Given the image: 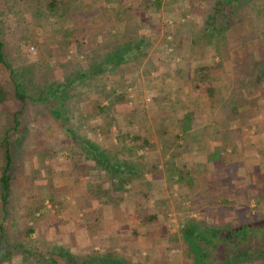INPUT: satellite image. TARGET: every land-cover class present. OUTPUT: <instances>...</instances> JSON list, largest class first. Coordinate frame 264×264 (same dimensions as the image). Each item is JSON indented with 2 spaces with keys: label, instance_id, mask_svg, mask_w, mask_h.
Segmentation results:
<instances>
[{
  "label": "rangeland",
  "instance_id": "374dc122",
  "mask_svg": "<svg viewBox=\"0 0 264 264\" xmlns=\"http://www.w3.org/2000/svg\"><path fill=\"white\" fill-rule=\"evenodd\" d=\"M167 1L171 3L169 6ZM188 1L161 0L160 7H157V4L155 6L158 10L154 9V5H143L142 10L131 12L132 25L134 26L138 19L143 25L139 31V49L143 53L142 57L136 63H133V60L120 68L108 71L103 77L89 80L88 76H82L80 73L87 71L93 61L90 55L97 46L91 42L101 41L102 36L92 32L88 38L90 46L78 49L74 45L70 46L68 51L61 52L56 45L61 31L55 30L51 23L45 24V29L38 26V19L32 13L35 8L25 16L26 23L21 24L15 16H5L8 10L4 0H0V28L7 43L8 60L17 69V74L23 71V68L33 69L35 78L25 82L31 96L21 114V128L13 134L17 155L12 183V200L15 206L12 208L9 205L7 219H3L13 241L26 237L24 211L41 206L39 232L32 236L36 238L39 234V251L45 252L48 247L44 246L52 241L60 240L62 243L63 227L56 225L63 224L71 209L75 213L76 207L70 209L69 204L76 200L74 192L80 195L78 187L81 183L76 182L74 176L88 175V171H91L88 176L97 173L83 168L84 164L77 158H87L85 150L72 140L67 129L107 149L112 159L118 160L117 163L125 165L124 163L130 160L133 170L138 173L133 180L146 177L141 176L134 168L137 163H145L147 167L159 163L158 167L163 170L165 179L159 177L151 183H132V180L125 186V190L121 191L122 194L128 195L131 192L138 199L143 197L142 199L147 200L150 211L158 215L157 234L161 242V252L155 261L157 264H193L182 234V225L190 222L191 218L215 224L228 223L231 227L246 223L261 225L264 221V197L258 200L259 191L264 189V87L254 86V76L258 72L256 69L264 65V41L262 44L259 42V33L264 26L257 23L260 29L255 32L249 18L250 6L240 8L235 16L238 22L225 32L229 35H225L222 41L224 57L222 66L217 71L219 80L215 83L221 85L222 92L218 96L219 102L214 100L216 104L213 105L207 91L206 81L209 76L200 69L199 57L191 53L193 32L202 31L201 28L204 29L206 24L208 25L212 15L209 16V10L205 14H194L196 7ZM207 1L202 0L204 6ZM121 3L127 7L131 5V0H121ZM110 5L106 0L98 1L94 5L98 8L96 12L100 13L95 18L102 15L100 10L103 7H106L107 13L111 15V19L104 25L108 35L117 32L113 25L118 20ZM196 16L198 18L194 31L189 18ZM56 19L57 15L52 14L49 22ZM103 19L99 18L97 25L90 26L97 29L94 27H99V24L101 26ZM55 26L58 27L57 24ZM91 31L89 30V33ZM216 35L217 33L214 36L218 37ZM101 46L103 49L96 51L101 55L111 49L104 43ZM208 47L205 59L220 60L218 56L213 58L215 46ZM74 77L77 79L73 86L53 95L56 87L65 86V81L68 82ZM13 82L9 70L0 67V84L11 90V98L5 104L8 108L18 109L20 102L14 95ZM123 93L125 100L118 96ZM44 96V99H39ZM253 96L258 100H252ZM234 99L239 102L240 111L237 119L232 120L228 117H232L230 111ZM99 104L106 107L104 112ZM0 107L5 109V105ZM6 113L8 114L7 111ZM6 113H0V139L3 122L7 120ZM192 122L199 129L205 128L206 132L202 135L205 143L201 146L195 145L190 152L179 157L178 161L189 163L193 173L200 174L196 180V193L189 186L179 187L171 183L168 180L166 164L161 165L162 159H165L163 139L173 142L171 155H166L168 159L184 144L181 139H175V136H182L185 127L193 130ZM163 129L167 131L164 134L161 133ZM227 129L229 132L224 137L220 140L215 138L216 131L222 130L225 133ZM147 141L150 144H147ZM216 145L227 148L222 154L226 155L228 165L234 163L239 167V171L232 174L236 177L231 181H228L230 175L226 177L225 173L219 172L221 170L209 181L214 166L212 162L207 164V153L212 152ZM196 155H201V158L198 159ZM200 159L205 160L208 165L205 169L201 167V173L193 162ZM86 162L84 161L87 166ZM99 169L106 175L100 176L102 185L108 186L107 189L114 187L116 183L110 181L111 174ZM216 177L226 178L213 186ZM75 186H78V189L74 188ZM52 192L57 201L61 200V209L58 208L60 202L54 204L50 198L42 204V197ZM146 193H149V199L146 198ZM19 211L23 213L22 216L18 214ZM140 221L144 224L143 220ZM66 245L71 251L81 253L78 248L72 247L73 243ZM119 255L126 257L128 254L122 252ZM132 255L135 264H149L147 254L142 256L137 252ZM34 257L30 259H35ZM2 264H26V261L22 260L21 251L16 250L10 257H6Z\"/></svg>",
  "mask_w": 264,
  "mask_h": 264
},
{
  "label": "trees",
  "instance_id": "16d2710c",
  "mask_svg": "<svg viewBox=\"0 0 264 264\" xmlns=\"http://www.w3.org/2000/svg\"><path fill=\"white\" fill-rule=\"evenodd\" d=\"M98 1L101 0H31V2H29V0H4L5 7L8 10L5 16H7V14L13 15L18 23H26L24 20L25 16L35 8L36 10H33L34 12L32 13H34L33 15L38 19V26L45 29V24L51 23L52 26L55 27V30L58 32L61 31L56 41V45L61 52L68 51L69 47L74 45H76L78 49L87 47L88 45L90 46L88 38L93 33L94 35L102 36L101 41H97L96 43H94V41L91 42L92 45L95 44L97 46V49H93V53L91 52L90 55V59L93 58V61L90 62L87 71L80 73L82 76H88L90 80L91 78L103 77L108 71L120 68L133 60V63H136L142 57L143 53L139 49L141 42L139 31L143 25L140 23L139 19L134 26L132 25L131 12L142 10L143 5L151 7L154 5V9L158 10L157 7H160L161 4V0H131V5L124 7L121 5V0H106L111 4L109 7L113 8L114 13L118 16L117 22L113 25L116 27L117 32L108 35L106 31L107 27H104V25L111 19V15L107 13V8L103 7L100 10L103 12L102 15L95 18L100 14L96 12L98 8L94 7ZM188 2L196 7V13L194 14H205L208 10L211 11L209 16L212 15V19L209 20L210 22H208V25L206 24V27L204 26V29H202L203 27L201 28L202 31H197L194 28L197 24L196 20L198 16L189 18V21L194 28L193 30H196L195 33L193 32L191 40V53H195L199 57L200 69L207 77L209 76L206 81L207 91L209 99L214 105L216 104V100V102H219L220 98L218 96H220V92H222L221 85L215 83L219 80L217 71L222 66L224 57L222 41L225 35H229V33L225 34V32L232 29V26L238 22L235 16H237L240 8L245 5L250 6L251 16H249V18L254 25L253 30L255 32L259 31L260 27L257 26V23H261L264 26V0H208L206 6H204L202 0H189ZM156 4L157 7H155ZM166 4L169 6L171 3L167 1ZM52 14L57 15L58 19L54 22H49L50 15ZM99 18H104L103 24L101 26L99 24V27H94L97 29H93L90 25H97ZM56 24L58 27L55 26ZM92 29L93 31H91ZM89 30L91 31L90 33ZM215 33H217L216 36L218 37L214 36ZM259 34V36H261V39L258 36L259 42L262 44L264 41V29ZM3 37V30L0 28V67L9 70L14 81V95L20 102V105L18 109L14 107L8 108L5 102L11 98V90L6 89L0 84V105H5V109L0 107V113L4 114L6 111L8 112V114L6 113L7 120L3 122L1 129L2 138L0 139V264L16 250L21 251L22 260L26 261V264H41L42 262L45 264H135L131 256L129 257V255H127L125 257L114 252H102L96 249H92L87 254L73 252L67 247L68 245L66 244H68L67 242L69 241L64 237L62 243H60V240L52 241L51 244L47 243L44 247L47 246L48 249L45 252H40V246L38 244L40 240L39 234L36 238L32 236L39 232L38 225L41 219L39 216L41 206L36 208L31 207L24 211L26 237L18 241H13L11 239L3 219H7L10 208L9 205H11L12 208L15 206L12 200V183L14 178L13 171L16 169L17 155L14 150L16 140H14L15 137L13 138V134L21 128V114L23 113L25 103L31 96L25 82L33 81L34 72L33 69L25 70V68H23V71L18 74L16 73L17 69L13 67V64L8 60V54L6 52L7 43ZM112 38L114 39L111 40ZM102 43H104L106 47L109 46L111 48L109 52L104 55L96 52L97 50L103 49L101 46ZM210 45L215 46V49H213L214 52L212 53L213 58L218 56L220 60L214 61L213 59L212 61H208L205 59L206 53L209 51L208 46ZM94 53H97V55H94ZM80 69L83 70L82 68ZM256 70L258 72L254 76V86L257 87L261 85L262 88L264 87V65ZM75 79L77 78L74 77L68 82L65 81V86L56 87L53 95L59 91L65 90L67 87L73 86L75 84ZM118 96L121 100L126 99L124 93ZM253 97L252 100H258L255 96ZM44 98L45 96L42 98L39 97V99ZM232 102L234 103L230 111L232 117L229 116L228 119L231 118L235 120L239 115L240 106L239 102L235 99L232 100ZM99 105L101 111L104 112L106 107L102 104ZM9 119L11 120L8 122ZM258 126L261 128L259 124ZM191 129L193 130H189V127H185L182 136H175V139H181L184 144L181 145L182 147L179 151L173 153L172 157L168 159H166V155H171L173 151H171L173 142L169 139H163V154L166 160L162 159L161 163L166 164L169 175L168 180L171 183L179 187L182 185L189 186L192 188V191L196 193V180L197 176L199 177L200 174L193 173L189 166L186 165V162L176 165L179 157H183L184 153L190 152L195 145L201 146L205 143L202 137L206 132L205 128L202 127L199 129L193 124ZM67 131L71 134L72 140H75L76 143L83 146L87 158L93 159L96 164L106 172L112 173L115 180L111 178L110 181H114L116 184L113 188H110L111 190H125V186L138 175V173L133 170V163L130 162V160H128V163H124L125 165H123V163H117L118 160L115 159L114 161L107 149L102 148L98 143L88 138H83L79 133L73 132L71 129H67ZM98 131L99 130L96 132L99 133ZM165 132H167L166 129H163L161 133L164 134ZM228 132V129L225 133H223L222 130L216 131L215 138L220 140L221 137H224ZM147 144L150 143L147 141ZM178 148L179 146L176 147V149ZM223 151H227L225 146L216 145L212 152L207 153V163L209 164L212 162L214 166V172L212 171L210 173L209 181L213 180L219 172L222 174L225 173L227 175L226 177L230 175L228 181H231L232 178L236 177H233L232 174H236L239 171V167L236 164L230 163L228 165L226 155L222 154ZM158 166L159 163L153 165L154 168H159ZM206 166L205 163L200 164L197 169H200L201 173V169H205ZM214 173L216 174L214 175ZM226 177H216L213 186ZM208 184L210 185L211 183ZM149 190L150 189H148L147 192H149ZM52 193L42 197V204L47 198L52 199L54 204L61 201L59 199L57 201L54 197V193ZM148 194L146 193V198L149 197ZM258 195V200H261L264 197V189L260 190ZM119 196L118 198H112L113 202L119 201ZM58 204V208L61 209L63 204H61V202ZM21 206L22 205H20V207ZM219 210L222 211L223 209ZM133 211L138 213V216L144 223L149 224L150 222L158 220L157 213L151 212L147 204L141 206L135 203ZM56 212H58V209ZM18 214L22 216L23 213L19 211ZM190 220V222L182 225V234L186 242L188 256L192 259L193 264H264V221H262L261 225H257V223H246L231 227L228 223H208L205 220L197 218H191ZM134 232L135 234H139L136 230H134ZM27 243H32V245H28ZM35 251L39 252V254ZM34 256L39 257L35 258ZM31 257L35 259H30ZM147 260L149 264L153 261L149 256H147ZM153 264L157 263L154 261ZM161 264L166 263L162 262Z\"/></svg>",
  "mask_w": 264,
  "mask_h": 264
},
{
  "label": "crops",
  "instance_id": "0c3cea01",
  "mask_svg": "<svg viewBox=\"0 0 264 264\" xmlns=\"http://www.w3.org/2000/svg\"><path fill=\"white\" fill-rule=\"evenodd\" d=\"M196 156L198 159L201 158V155ZM79 159L84 164L83 168L97 173L88 176L91 173V171H88V175L74 176V180L81 183V186H77L79 189L76 186L74 187L79 190L80 195L74 192L76 200L69 204L70 209L76 207L75 213L72 209L71 211L69 209L70 213H68L63 224L56 225V227H63L61 230L64 231L63 237L67 238L68 243H73L72 247L78 248L81 253L92 249H102L109 250V252L115 251L114 253L119 254L125 252L134 259L132 254L139 252L142 256L145 253L151 260L156 261L158 254L161 252L159 249L161 242H159L160 239L157 234L159 220L143 224L138 213L133 211L135 203L143 206L146 204V199H142L143 197L138 199L131 192L128 195L122 194L123 190L114 193V191L107 189L108 186L104 187L102 178H100V176L106 177V175L99 169L100 167L96 162L91 158ZM84 161H87V166ZM193 162L196 167L200 164H206L203 159L193 160ZM181 163L183 164V161H177V164ZM90 164L92 165L90 166ZM161 165L160 168H162ZM186 165L191 167L189 163H186ZM134 168L141 173V176L146 177L141 180L135 179L132 183H151L152 180L154 181L159 177L165 179L162 169L150 167L149 165L147 167L145 163L141 165L137 163ZM110 174V177L115 180L112 173ZM118 196L120 200H114L115 202H113V199L118 198ZM134 230L139 234H135ZM120 241H123V243Z\"/></svg>",
  "mask_w": 264,
  "mask_h": 264
}]
</instances>
